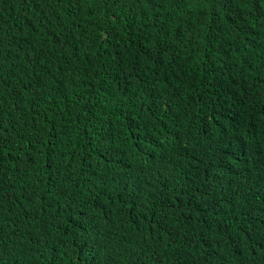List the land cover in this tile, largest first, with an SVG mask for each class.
<instances>
[{"label": "trees", "instance_id": "obj_1", "mask_svg": "<svg viewBox=\"0 0 264 264\" xmlns=\"http://www.w3.org/2000/svg\"><path fill=\"white\" fill-rule=\"evenodd\" d=\"M0 264H264V0H0Z\"/></svg>", "mask_w": 264, "mask_h": 264}]
</instances>
